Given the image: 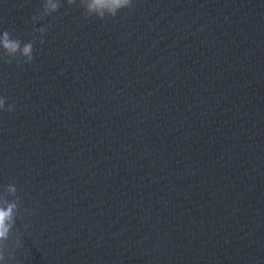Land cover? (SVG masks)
<instances>
[{"label":"water","instance_id":"1","mask_svg":"<svg viewBox=\"0 0 264 264\" xmlns=\"http://www.w3.org/2000/svg\"><path fill=\"white\" fill-rule=\"evenodd\" d=\"M41 11L0 0L7 264H264V0Z\"/></svg>","mask_w":264,"mask_h":264},{"label":"clouds","instance_id":"2","mask_svg":"<svg viewBox=\"0 0 264 264\" xmlns=\"http://www.w3.org/2000/svg\"><path fill=\"white\" fill-rule=\"evenodd\" d=\"M75 0H67L69 5ZM133 0H79V6L84 10L86 16H97L103 18L105 14L115 17L121 10L130 8ZM61 6V0H42L41 18L56 13ZM36 17H33L35 20ZM43 34L44 30H40ZM43 44V40H41ZM34 47L31 42L21 44L20 40L13 39L8 30H0V56L9 58H22V62L30 64L33 61ZM5 109V99L0 97V111ZM9 112L14 110L13 105H8ZM9 191L14 192L15 188ZM18 208L16 203H7L0 200V264H7L4 256V244L9 240L15 228ZM21 241L16 240V246H20Z\"/></svg>","mask_w":264,"mask_h":264}]
</instances>
